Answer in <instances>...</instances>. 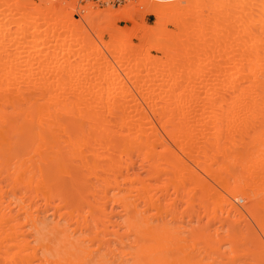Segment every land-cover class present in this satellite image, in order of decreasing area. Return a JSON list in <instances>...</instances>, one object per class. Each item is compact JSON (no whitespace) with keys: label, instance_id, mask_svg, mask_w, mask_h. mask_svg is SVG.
<instances>
[{"label":"bare ground","instance_id":"obj_1","mask_svg":"<svg viewBox=\"0 0 264 264\" xmlns=\"http://www.w3.org/2000/svg\"><path fill=\"white\" fill-rule=\"evenodd\" d=\"M80 2L0 0V264H264V0Z\"/></svg>","mask_w":264,"mask_h":264},{"label":"rangeland","instance_id":"obj_2","mask_svg":"<svg viewBox=\"0 0 264 264\" xmlns=\"http://www.w3.org/2000/svg\"><path fill=\"white\" fill-rule=\"evenodd\" d=\"M31 1H36V0H31ZM129 1H131V0H124L123 2H121L120 4H113V3H106V4H99V3H97V2H95V1H92V0H81V2H80V4H81V6H84L85 5V3H87V2H92V3H95V4H97V6H98V8L99 9H103V8H105L107 5H109V6H111V7H113V8H119L121 5H125V4H127ZM182 4H184V3H182ZM144 21L147 23V24H153L155 21H156V18L154 17V16H152V15H150V14H146L145 16H144ZM117 26L118 27H126L127 26V24H126V22L125 21H121V20H119V21H117ZM168 29L169 30H172V27L171 26H168ZM136 42V41H135ZM155 52H152V54H154ZM156 54V53H155Z\"/></svg>","mask_w":264,"mask_h":264},{"label":"built area","instance_id":"obj_3","mask_svg":"<svg viewBox=\"0 0 264 264\" xmlns=\"http://www.w3.org/2000/svg\"><path fill=\"white\" fill-rule=\"evenodd\" d=\"M99 4H106V3H113V4H120L124 0H92Z\"/></svg>","mask_w":264,"mask_h":264}]
</instances>
